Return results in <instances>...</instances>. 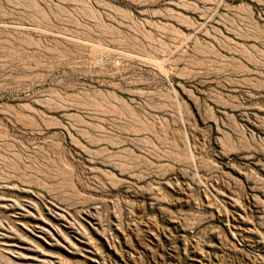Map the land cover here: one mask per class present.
<instances>
[{
    "label": "rangeland",
    "instance_id": "rangeland-1",
    "mask_svg": "<svg viewBox=\"0 0 264 264\" xmlns=\"http://www.w3.org/2000/svg\"><path fill=\"white\" fill-rule=\"evenodd\" d=\"M0 264H264V0H0Z\"/></svg>",
    "mask_w": 264,
    "mask_h": 264
}]
</instances>
